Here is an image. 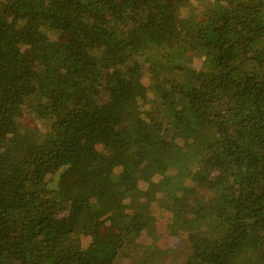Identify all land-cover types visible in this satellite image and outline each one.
<instances>
[{
	"label": "trees",
	"instance_id": "1",
	"mask_svg": "<svg viewBox=\"0 0 264 264\" xmlns=\"http://www.w3.org/2000/svg\"><path fill=\"white\" fill-rule=\"evenodd\" d=\"M0 264H264V0H0Z\"/></svg>",
	"mask_w": 264,
	"mask_h": 264
},
{
	"label": "rangeland",
	"instance_id": "2",
	"mask_svg": "<svg viewBox=\"0 0 264 264\" xmlns=\"http://www.w3.org/2000/svg\"><path fill=\"white\" fill-rule=\"evenodd\" d=\"M166 43L169 46V48H171L173 45L170 40H167ZM142 83L144 84V81H142ZM141 86L143 85L139 84L138 88L140 89ZM22 123L23 125H25L31 122L25 115H23ZM143 179H146V176L142 174V180ZM148 222H149L148 223L149 234L143 232L141 235V241L144 242L145 245H147L149 242H155L159 247L173 246L176 248V246L180 243L179 242L180 239L176 235H172L171 233L167 232L164 221L162 220L154 221L153 219H149ZM182 253L183 252L178 249L175 252H173V254H171L169 257L171 258V260L172 259L179 260L180 259L179 255H181Z\"/></svg>",
	"mask_w": 264,
	"mask_h": 264
}]
</instances>
